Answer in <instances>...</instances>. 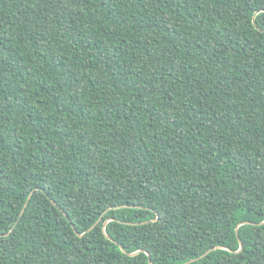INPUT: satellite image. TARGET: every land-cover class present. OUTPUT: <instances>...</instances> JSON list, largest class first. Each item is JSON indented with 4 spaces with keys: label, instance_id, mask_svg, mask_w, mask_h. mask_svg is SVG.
Here are the masks:
<instances>
[{
    "label": "trees",
    "instance_id": "trees-1",
    "mask_svg": "<svg viewBox=\"0 0 264 264\" xmlns=\"http://www.w3.org/2000/svg\"><path fill=\"white\" fill-rule=\"evenodd\" d=\"M187 262L264 264V0H0V264Z\"/></svg>",
    "mask_w": 264,
    "mask_h": 264
},
{
    "label": "water",
    "instance_id": "water-1",
    "mask_svg": "<svg viewBox=\"0 0 264 264\" xmlns=\"http://www.w3.org/2000/svg\"><path fill=\"white\" fill-rule=\"evenodd\" d=\"M255 25V24H254ZM189 262L185 263V264H188Z\"/></svg>",
    "mask_w": 264,
    "mask_h": 264
}]
</instances>
